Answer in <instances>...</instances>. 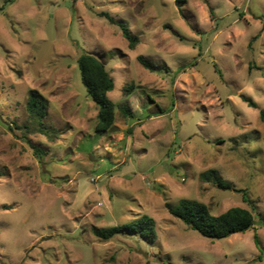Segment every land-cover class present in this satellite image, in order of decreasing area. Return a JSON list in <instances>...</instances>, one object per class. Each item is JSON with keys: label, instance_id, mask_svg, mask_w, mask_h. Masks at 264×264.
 Here are the masks:
<instances>
[{"label": "rangeland", "instance_id": "374dc122", "mask_svg": "<svg viewBox=\"0 0 264 264\" xmlns=\"http://www.w3.org/2000/svg\"><path fill=\"white\" fill-rule=\"evenodd\" d=\"M101 13L126 25L139 40L135 49ZM84 53L105 65L114 81L109 99L131 114L117 109L115 129L102 135L80 81L76 61ZM262 72L264 0H187L181 11L174 0L6 4L0 264H264ZM31 90L48 102L45 135L26 111ZM211 171L244 190L249 203L205 179ZM181 200L216 216L247 209L254 226L203 238L168 212ZM144 216L154 221L153 243L133 233L107 241L92 233Z\"/></svg>", "mask_w": 264, "mask_h": 264}, {"label": "trees", "instance_id": "16d2710c", "mask_svg": "<svg viewBox=\"0 0 264 264\" xmlns=\"http://www.w3.org/2000/svg\"><path fill=\"white\" fill-rule=\"evenodd\" d=\"M13 0H6L0 11L4 6ZM187 0H174V3L179 11ZM110 24L117 25L120 29L121 35L127 42L129 49L133 50L138 44V38L134 36L126 25L120 21L114 20L107 13H101ZM138 63L146 70L153 71V67L143 57L137 58ZM77 67L81 84L83 85L87 96L94 103L97 109L95 117L94 132L97 135H102L111 132L115 129V113L120 110L125 117H131L127 107H118L113 103L108 94L114 88V81L106 70L105 65L95 56L84 53L77 58ZM264 79V72H262ZM132 89V87H130ZM242 101L250 108H256V104L249 98L241 97ZM47 100L36 90H31L26 101V111L31 120L38 123V132L45 135L46 129L43 125V120L47 115ZM259 120L264 123V110L259 111ZM27 144L33 150L34 154L38 155L40 151L38 148L27 141ZM212 184L220 190L235 191L242 194L245 202L249 203V199L244 190H235L228 182L223 181L214 171L205 176ZM168 212L175 218L179 219L190 230L195 231L201 237L210 240H220L227 238L233 234H241L250 230L254 226V216L251 211L234 207L230 208L220 215H213L210 213L208 207L198 201L181 200L176 207L166 205ZM154 221L149 217H142L139 220L133 221L129 224L113 227L107 229H92L94 237L99 240L107 241L116 235L122 233H133L138 235L142 240L153 243L156 239L154 228ZM254 243L258 246V239L254 237Z\"/></svg>", "mask_w": 264, "mask_h": 264}, {"label": "water", "instance_id": "95a60500", "mask_svg": "<svg viewBox=\"0 0 264 264\" xmlns=\"http://www.w3.org/2000/svg\"><path fill=\"white\" fill-rule=\"evenodd\" d=\"M144 255L146 256V254L144 253Z\"/></svg>", "mask_w": 264, "mask_h": 264}]
</instances>
